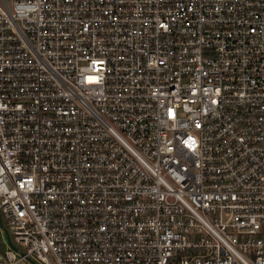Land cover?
Wrapping results in <instances>:
<instances>
[{"label": "built area", "instance_id": "2783aa9c", "mask_svg": "<svg viewBox=\"0 0 264 264\" xmlns=\"http://www.w3.org/2000/svg\"><path fill=\"white\" fill-rule=\"evenodd\" d=\"M0 264H264V0H0Z\"/></svg>", "mask_w": 264, "mask_h": 264}]
</instances>
